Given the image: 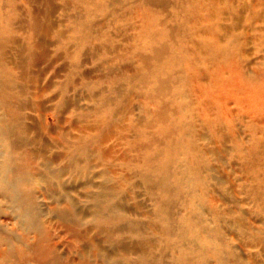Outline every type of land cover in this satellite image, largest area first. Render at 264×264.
Here are the masks:
<instances>
[{
    "label": "bare ground",
    "instance_id": "obj_1",
    "mask_svg": "<svg viewBox=\"0 0 264 264\" xmlns=\"http://www.w3.org/2000/svg\"><path fill=\"white\" fill-rule=\"evenodd\" d=\"M139 1L142 5L156 7L164 0ZM209 1L214 5L219 0ZM25 2L31 6L37 5L33 8L35 13L31 24L34 29L28 26L33 30L35 42L26 36L25 21L16 14L15 6L12 7L15 13L4 20L3 30L6 32L0 29V203L5 205L8 211L6 215L12 217V226L17 229L16 232L0 230V264L2 259L7 260L13 253H18L20 258L17 264H108L109 261L114 264H142L150 256L155 259L154 264H165L157 259L171 249L174 252L171 264H264V218L255 226V223L246 220L244 214L231 216L235 214L234 210L221 212L217 210L221 206L215 204L235 203L230 183L220 177L213 179L214 170L206 165L207 159L220 161L226 154L225 148L220 146L223 137L219 142H211V147L196 146L194 143L190 153L195 154H189L192 155L189 158L186 157V153H189L186 148L185 154L181 152L179 158L174 160L149 156L146 163H140L137 155H134L138 147L143 146L135 143L137 127L149 128L154 122L162 121V114L168 111V105L161 103L151 113V121L147 122L144 116L134 113L133 97L136 89L148 84L146 72L152 64L151 59L134 53L120 59V41H116L115 34H107L106 42L113 39V44L105 43L102 47L94 45L83 53V61L93 58L98 50L99 55H103L101 48L105 54L115 55L114 59L103 60L95 68L102 72L98 78H92L90 72H79L81 88L88 89L86 95L65 96L70 87V75L79 69L78 64L67 73L66 66L61 67L49 76L44 86H38L41 74H36L33 68L37 60L46 55L42 47L49 29L57 28L48 22L47 9L43 15L39 4L53 12L54 0H23ZM117 2L107 0V6H115ZM73 18L76 21L72 24L81 21L80 15L75 14ZM187 20L196 28L195 18ZM163 23L160 21V25ZM102 28L103 24L90 26L93 34ZM70 29L67 31H72ZM67 31L56 33L58 37L69 38L71 33ZM186 32L187 27H183V36ZM197 34L204 35V32ZM71 40L76 43L81 41L75 35ZM200 44L212 50L213 60L226 58L229 65L234 64L228 50L217 47L215 39L210 44L194 42L196 51L205 56L206 52L201 50ZM161 47L151 48L154 63L166 52ZM11 52L17 60L10 57ZM71 55L73 53L67 51L60 56ZM135 58L141 63V71L132 68ZM3 60L8 66L13 64L21 69L20 76L12 74V66L11 70L2 68ZM29 60H32L31 65ZM222 69V73L232 74V70ZM173 71V79H177L180 70ZM76 74L78 76L77 71ZM61 77L62 81L53 80ZM108 78L112 79L108 81ZM171 81V76H156L151 94L158 97L168 92ZM206 85H202L201 89L206 93L202 106L207 111V120L213 119L215 114L211 112L214 98L228 107L230 97L240 96L250 100L248 106L264 108V95H255V92L245 88L244 84L239 85L231 77L216 81L218 90L213 95ZM56 89L60 90L56 97L42 100L46 90L55 92ZM81 101L85 102L84 106ZM26 110L33 115H25ZM147 111L146 114H150L151 111ZM47 112L57 116L54 127L44 125ZM67 114L70 115L69 124L64 128L60 125V118ZM178 126L177 130L181 127ZM200 138L205 139L203 135ZM261 149L264 150V145L258 143L250 153V158L259 168L255 169L250 179L253 184L264 187V156L259 155ZM207 179L225 187L222 198L216 196L212 201L206 200L207 194L203 190ZM245 180L247 182L248 179ZM258 190L257 187L250 189L251 192ZM78 192L80 196L75 198L72 193ZM156 195H160V198L156 199ZM143 197L150 200L153 210L146 209L145 203L139 201ZM41 201L49 205L47 210L43 209ZM207 202L208 206L205 205ZM81 204L83 209L79 207ZM176 206L185 207L180 217L173 214ZM211 215L210 223H206V217ZM52 221L60 222L70 235V240L64 244L70 253L76 252L73 247L75 243L83 244L77 251V261L64 262L56 255V247L48 238L46 227V223ZM89 221L95 224L88 230L80 232L73 227L86 226ZM174 224H177L175 228ZM238 233L251 236L252 247L261 248L255 252L257 256L250 257V254L244 253L242 246L230 243ZM114 236L119 239L114 240ZM101 242L107 247L103 248ZM90 251H93V260ZM258 257L261 258L260 262Z\"/></svg>",
    "mask_w": 264,
    "mask_h": 264
},
{
    "label": "rangeland",
    "instance_id": "obj_2",
    "mask_svg": "<svg viewBox=\"0 0 264 264\" xmlns=\"http://www.w3.org/2000/svg\"><path fill=\"white\" fill-rule=\"evenodd\" d=\"M117 1L116 7H110L107 6V0H54V9L51 8L53 12H49L47 7H42L43 5L39 4L40 8L43 9V15H45L47 9L48 22L55 24L57 28L49 29V34L44 39L42 47L46 50V55L44 58L38 59L37 65L33 68L36 74H41L38 86H44L49 81V76L53 72L60 70L61 67L66 66L67 70L65 72L67 73L74 69V65L78 64L79 69H76L78 76L75 70L70 75L71 79L68 82L70 89L68 88L65 96L80 97L86 95L88 89L85 87L81 88L79 72H90L92 78H98L102 72L97 71L95 68L103 60L114 59L115 55L105 54L101 48L103 55H99L100 52L98 50L93 58L89 57L87 61H83V53L86 52L85 49H91L94 45L102 47L105 43L113 44V39L106 42V36L107 34L108 36L115 34L116 41H120L119 46L121 49L118 51L120 59H125L134 53L147 56L152 62L148 66L147 72L144 70L148 74V84L136 89L133 97L132 105L135 115L144 116V121L146 122L151 121V113L161 103L168 105V111L162 114L164 116L162 121L154 122L149 128L137 127L135 143L143 145L140 148L138 147L137 152L134 154L137 155V160H140V163H146L149 156L154 159L164 156L174 160V158H179L178 156L181 152L185 154L186 148L189 150V153H186V157L189 158L192 156L189 154H195L190 153V148L193 147L194 143H196V146L211 147L213 144L211 142H219L220 138L223 137L222 145L220 144V146L225 148L226 154L223 155L220 161L214 159L209 161L207 159L206 165L214 170L212 172L213 179L220 177L230 183L235 203L230 202L223 205L214 201L216 202L215 204L219 205L218 207L221 206L217 210L221 212L230 209L234 210L235 214L231 216L236 217L238 213H242L247 221L255 223V226L259 225L258 223L264 218V187H260L257 183L253 184L250 179L253 172H256L255 169H259L258 165L250 158V153L258 143L264 145V108L248 106L251 103L250 100L240 96L230 97L228 107L221 100L217 102L214 98L211 112L215 114L212 116L213 119L208 118L207 120V111L202 106L206 93L201 87L207 84L206 86L211 91L210 94L213 95L218 90L215 86L216 81L231 77L239 85L244 84L245 88L255 92V95H264V0H219L218 4H214L216 6L209 0H164L159 2L160 4L156 7L142 5L139 0ZM3 3H6V6ZM14 6L16 14L21 15L23 18L21 19L25 21L24 30L28 32L26 36L31 42H35L32 37L33 30L29 29L28 26L33 28V25L31 26L32 17L35 13L33 8H36L37 5H34V7L27 2L24 4L23 0H0L1 31L6 32L3 30L5 27L4 20L7 19L8 15L12 16L15 13L13 12L15 9L12 8ZM75 14L76 16L80 15L81 21L77 24H72L76 21L73 18ZM187 18L196 19L197 22L194 25L196 28L192 27ZM43 21H45L44 18ZM160 21L164 22L163 25H160ZM95 24H103L104 28L93 34L90 26ZM183 27H187V32L184 36ZM68 28H71L72 31H67ZM57 31H67L69 34L71 33V37H60V35L58 37ZM202 31L204 35L201 34L199 36L197 32ZM73 35L78 36L81 41L78 43L72 41ZM127 39L128 41H126ZM214 39L218 44L217 47L228 50L231 58L235 61L233 65H229L225 60L226 58L218 61L213 60L212 50L209 51L202 44H200V48L203 52H206V55L202 56L196 51L195 41H203L210 44ZM152 47H161L166 51L157 63L152 61L154 56L151 50ZM67 51H71L73 56H60L61 53H66ZM10 55L11 58H16L17 60L16 56L13 57L14 53L11 52ZM29 58L32 59L31 56ZM5 61L3 60L1 67L11 70L12 66L14 68L12 69V74L16 77L20 76L21 69L17 66L15 68L13 64L8 66ZM79 61H82L83 64ZM28 63L31 65L32 60H29ZM133 64V69L142 70L141 63L137 58L134 59ZM222 68L232 70V74L222 73V70H224ZM173 70H180V76L177 79H173V74L175 73ZM66 73L62 74L60 72L62 75H66ZM36 74H34L35 77L38 76ZM156 76L161 78L172 77L168 92L165 91L158 97H154L151 94L152 82ZM193 77L194 79H192ZM111 79L108 78L106 80L110 81ZM53 80L62 81L63 78H54ZM173 80H175L174 83ZM199 89L202 90L200 93H198ZM57 91L60 92L57 89L55 92L46 90L42 100L55 96L58 94ZM236 93L237 91L234 92V95ZM207 98L213 101L209 95H207ZM80 103L83 106L85 105L83 101ZM147 110L151 111L150 114H146ZM27 113L30 116L33 115L28 110L25 111V115ZM55 116L47 112L44 117V125L46 127H54L57 124V116ZM69 117L70 115L67 114L60 118V125L64 128L68 127ZM178 125L182 128L180 127L177 130ZM201 125L205 128L201 129ZM201 135L205 137L204 140L200 138ZM149 138L151 139L149 140ZM259 155L264 156L263 149L259 150ZM245 179H248L247 182ZM214 183H216L215 180L209 181L207 179L206 188L203 190L207 194L206 200L208 202L209 200L212 201L216 196L219 198L221 196L222 198V195L225 194V187ZM253 187L260 189L258 190L260 194L258 191L251 192L250 189ZM72 195L77 198L80 193H72ZM145 198H139V201L145 203L146 209L153 210L152 203ZM155 198L159 199L160 195H156ZM208 202L205 205L208 206ZM41 203L43 209L47 210L49 205L43 201ZM79 207L83 209L84 206L82 207L81 204ZM184 211V206H176L173 209V214L180 217ZM7 212L5 205L0 203V230L16 232L17 229L12 226L13 219L6 215ZM206 218V223H210L212 215ZM135 219L139 220L138 217H135ZM92 224L95 223L89 221L86 226L74 225L73 227L81 232L87 228L90 229ZM175 226L177 224H174V228ZM46 227L49 231L48 238H51L50 241L56 247V255L61 257L64 262L77 261V251L83 244L81 242L75 243L73 247L76 252L70 253L64 245L65 242L70 240V235L64 230L62 224L52 221L51 223H46ZM238 234L230 243L235 246H242L244 253L250 254V257L257 256L255 252L261 248L252 247L251 236ZM115 239L118 240V236H114ZM101 245L103 248L107 247L103 242H101ZM13 254L7 260L2 259L1 264H17L20 258L18 253ZM89 255L91 260H93V251H90ZM173 257L174 252L171 249L164 253L163 256L158 257L157 261L171 264ZM258 260L260 262L261 258L258 257ZM154 261L155 259L150 256L142 264H154ZM114 263L112 261L108 262V264Z\"/></svg>",
    "mask_w": 264,
    "mask_h": 264
}]
</instances>
